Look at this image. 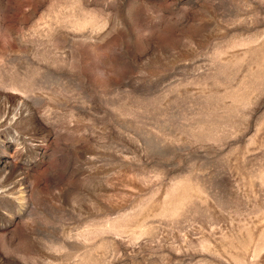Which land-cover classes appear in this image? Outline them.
Wrapping results in <instances>:
<instances>
[{"label":"rangeland","instance_id":"obj_1","mask_svg":"<svg viewBox=\"0 0 264 264\" xmlns=\"http://www.w3.org/2000/svg\"><path fill=\"white\" fill-rule=\"evenodd\" d=\"M0 264H264V0H0Z\"/></svg>","mask_w":264,"mask_h":264}]
</instances>
